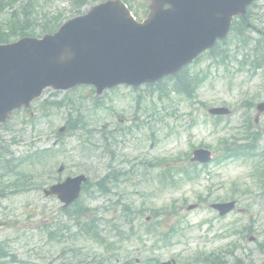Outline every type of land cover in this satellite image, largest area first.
<instances>
[{"label":"rangeland","instance_id":"374dc122","mask_svg":"<svg viewBox=\"0 0 264 264\" xmlns=\"http://www.w3.org/2000/svg\"><path fill=\"white\" fill-rule=\"evenodd\" d=\"M90 1L91 3L83 6H74L72 4L74 0H20L16 7L24 4L26 11H29L31 17L35 19L31 22V32L39 36L42 35L40 25L49 22L53 17L59 16L65 22L100 2ZM258 4L260 9H256L255 12L261 14L257 16L256 24L257 26L260 24L264 29V17H262L264 0H259ZM129 5L139 21L145 19L147 15L145 0H129ZM10 13V10L6 11L1 21H9ZM247 33L249 34L245 35V38L251 34L249 38L253 46L245 49L238 47L233 42L236 31L216 46L220 52L227 50L225 52L227 59L223 60L226 65L223 61L217 63L211 56L204 54L201 60L188 68V73L206 77V82L198 91L197 102L195 100L190 102L176 94H172L169 99H159L160 89L170 85L167 81L155 87L144 86L136 89L119 87L107 91L102 98H99L104 107L98 110L93 108L98 96L92 87H79L59 95H55L51 90L44 92L41 101L60 102L68 96L74 100L75 106L81 108L89 117V126L86 130H80L76 136L68 138L65 132L64 139L66 138L65 146L68 148V153L55 162L54 176L65 179L67 176L84 173L93 181L104 176L107 161L104 157L105 146L100 133L103 127L128 132L126 136L115 133L119 144L111 146L109 150L115 153V158L119 162L184 158L199 147H208L214 154H219L221 139L229 138L240 131L245 113L250 112L251 120H255V109L250 111L242 108L243 105L249 102L255 103L253 104L255 106L264 101V67L257 71L255 67L249 66L240 69L251 62V56L256 55L254 46L258 40L261 41L260 46H263L260 56L264 57V39L255 34V31L247 30ZM16 40L18 38L13 41ZM215 106H227L233 109L234 113L227 119L216 122L207 114L208 108ZM69 108L73 111L72 105H68L65 112L63 109L60 112L50 110L47 118L35 120V128L30 123L22 125L24 115H20L7 125L8 128H2L0 133L7 140V145L15 156H19L29 147L52 145L59 142L58 130L65 125L66 111L68 112ZM36 114L40 117L41 110H37ZM25 120L28 121L26 118ZM256 130L264 137V114L260 117ZM15 136L18 137V144L11 143ZM83 145L90 150L96 149L98 157L82 160V156L78 153L81 150L80 146ZM61 165L66 167L63 174L58 173ZM260 165V161L256 159L230 161L220 166L212 164L208 169L202 170L199 180L183 183L175 190L145 188V184L127 183L113 189L108 196L96 194L94 199L86 197V203L99 210V218L103 222L102 235L109 243L114 244V250L110 253V257H113L111 263L120 264L130 259H141L144 262L147 258L154 257L162 262L176 258L179 264L193 263L199 253L226 254L232 249L233 244H239L240 248L235 250L236 258L241 257L245 264H262L264 254L258 252L257 242H251L248 238L245 241L232 233L234 229L239 230L242 225L249 224L248 219H260L258 223L252 225L256 231H259V242H264V213L261 216L257 213L261 208L257 205L252 207V212L246 217L236 211L225 218H219L209 207L211 203L229 199L234 195L241 199L240 208H247L253 202L250 191L255 195L258 193L252 175ZM126 166L127 169L130 168V165ZM199 197L206 198L209 202L195 211L187 212V206L198 203ZM118 201H121V205L132 204L133 209L144 211L143 217L136 221V225L138 224L142 230L146 217L152 215V209L170 207L177 201L178 208L182 206L180 212L183 216V219H180L183 232L178 242L167 248L161 245L160 248L154 247L153 241L146 237L143 238L145 243L136 240L123 245L118 243L119 237L114 238L115 230L122 223L123 215L121 205H115ZM59 209L60 203L56 199H47L39 192L9 197L0 204V241L6 242L9 250L18 258V262L7 264H52L53 262L61 264L64 255L71 257L78 253H81L79 255L82 257L92 259L96 256L106 257L103 249L91 241L78 239L74 242L57 244L50 241L42 230H38L42 225L41 214L45 212L50 217H58ZM63 250H66L67 254ZM233 258L230 257L229 264L235 263Z\"/></svg>","mask_w":264,"mask_h":264},{"label":"water","instance_id":"95a60500","mask_svg":"<svg viewBox=\"0 0 264 264\" xmlns=\"http://www.w3.org/2000/svg\"><path fill=\"white\" fill-rule=\"evenodd\" d=\"M148 1L150 15L143 24L122 2H107L65 24L54 36L0 48V122L14 109L29 107L46 87L67 90L91 84L102 94L119 84H152L177 74L226 37L233 18L244 15L253 0ZM259 110L264 111V104ZM210 155L196 151L194 161L207 163ZM83 180L69 179L62 187L67 203L77 198ZM234 206L215 208L224 215Z\"/></svg>","mask_w":264,"mask_h":264},{"label":"trees","instance_id":"16d2710c","mask_svg":"<svg viewBox=\"0 0 264 264\" xmlns=\"http://www.w3.org/2000/svg\"><path fill=\"white\" fill-rule=\"evenodd\" d=\"M17 0H0V16L3 13L4 10H6L7 8H10L13 6V4L16 2ZM84 1V0H82ZM126 1V0H125ZM87 3V1H86ZM85 3V4H86ZM14 15L13 17L15 18V20L17 21V25L16 28L18 29V32H16L15 34H21L20 36H24V35H28L27 32L25 31L27 29V27L25 26V23L28 21L27 19L22 22L20 16L16 13V10L13 12ZM48 23L43 29L44 32H53L57 27H58V19H55V21L53 23ZM14 28H11V30H13ZM0 43L3 42H8L10 39V35H7L5 33V31L3 29L0 28ZM201 81H196V85H199ZM194 87V88H195ZM174 88L175 91L179 94H185L188 97H193V93H192V83L189 81V78L186 75L181 74V76L179 77V80L177 82L174 83ZM190 88V90H188ZM67 101L72 104V101H70L69 99H67ZM64 103H48L46 102L45 104H42V109L44 111H48L50 108L52 107H56L57 109H59L60 107H63ZM81 126H84L86 123L81 121L80 122ZM68 126H69V130L70 131H75L78 130L79 125L74 124L71 121H68ZM52 150L50 149H45L43 151H37L35 152L33 155L30 156V159L32 161H44V163H46L48 161L49 155L48 152L51 153ZM226 152V150H225ZM39 153H41L42 155L40 156ZM189 179H191V175L190 174H185ZM23 176H25L23 174ZM175 182V181H172ZM80 213V215L83 214L82 211H75V214ZM79 233L82 235H88L93 237L97 242L101 243V238L97 232V230L94 229L93 225L90 223H79ZM175 232H178V230L176 229H171ZM172 237V235H171ZM168 238H170V235L168 236ZM8 253L5 252V249L0 245V261L3 262L6 258H7ZM211 264H218V262L214 261Z\"/></svg>","mask_w":264,"mask_h":264},{"label":"bare ground","instance_id":"6f19581e","mask_svg":"<svg viewBox=\"0 0 264 264\" xmlns=\"http://www.w3.org/2000/svg\"><path fill=\"white\" fill-rule=\"evenodd\" d=\"M0 200H1V198H0Z\"/></svg>","mask_w":264,"mask_h":264}]
</instances>
